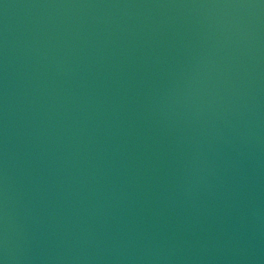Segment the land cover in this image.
Segmentation results:
<instances>
[{"label":"water","instance_id":"obj_1","mask_svg":"<svg viewBox=\"0 0 264 264\" xmlns=\"http://www.w3.org/2000/svg\"><path fill=\"white\" fill-rule=\"evenodd\" d=\"M0 264H264V0H0Z\"/></svg>","mask_w":264,"mask_h":264}]
</instances>
